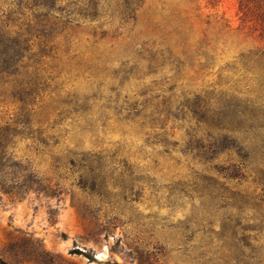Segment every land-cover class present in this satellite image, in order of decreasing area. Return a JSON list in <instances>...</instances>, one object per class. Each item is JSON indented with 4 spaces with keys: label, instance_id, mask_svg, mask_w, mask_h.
<instances>
[{
    "label": "rangeland",
    "instance_id": "374dc122",
    "mask_svg": "<svg viewBox=\"0 0 264 264\" xmlns=\"http://www.w3.org/2000/svg\"><path fill=\"white\" fill-rule=\"evenodd\" d=\"M74 2L73 22L55 35L54 50L41 55L36 41L37 56L27 60L46 87L28 106L33 135L18 133L12 150L45 190L11 202L0 187V264H235V249L219 233L224 214L237 211H214L208 226L197 215L199 199L175 189L192 190L208 177L253 203L264 200V131L239 135L254 151L242 179L219 171L235 153L208 161L186 151L196 127L188 104L258 91V27L241 19L239 0H141L132 12L125 0H97L95 18L81 15L89 0ZM15 7L16 0H0V16ZM11 87L0 80V125L23 130ZM86 99L88 109L76 110L74 102ZM131 108L142 117H130ZM166 108L181 116L163 129L150 114ZM69 151L115 154L134 174L117 173L93 194L78 185ZM249 214L260 209L251 205L242 216L258 225ZM247 235L264 264V228Z\"/></svg>",
    "mask_w": 264,
    "mask_h": 264
},
{
    "label": "trees",
    "instance_id": "16d2710c",
    "mask_svg": "<svg viewBox=\"0 0 264 264\" xmlns=\"http://www.w3.org/2000/svg\"><path fill=\"white\" fill-rule=\"evenodd\" d=\"M140 1L125 0V4L132 12ZM74 5V0H16V7L5 17L0 16V80H10L12 87L9 89V96L21 105L24 115V119L16 123L25 128L18 130L10 124L0 125V187L11 202L16 197L24 199L31 192L45 190L42 180L30 166L15 158L12 146L18 133L26 131L28 135H33L29 122L33 107L28 109V106L37 103L46 87L44 78L37 71H30L31 66L27 60L37 56L32 53L36 41L40 47L39 54L46 56L54 50L55 46L51 41L58 32L65 31L73 22ZM26 11H30V14ZM80 11L85 17L95 18L98 15L97 0H89L87 7ZM239 11L242 14L241 19L244 22H253L264 38V0H239ZM23 17L25 20L19 28L12 29L10 23L18 22ZM252 57L257 58L256 63L261 71L260 77L256 79L257 92L244 88L245 92L227 94L218 102L197 97L188 104L196 127L188 133L190 139L186 151L208 161L221 154L235 153L237 160H232L228 166H221L219 170L231 179L244 178L248 164L253 158L254 151L240 141L239 135L264 131V51L253 53ZM249 62L250 60L247 63ZM88 101L86 99L81 104L74 102L76 110L88 109ZM141 113L137 108H131L128 115L139 118L142 117ZM180 116L181 111L166 108L151 113L150 119L154 125L164 129L172 118L178 119ZM203 130L205 132H202ZM261 141V149L264 151V138ZM160 142L171 145L164 137ZM69 152L70 162L79 172L78 185L93 194H103L117 173L119 176L126 172L134 174L132 165L118 160L115 154L102 151ZM260 172L261 180L264 181V168ZM191 189L180 187L175 190L188 195L191 200L199 199L197 215H203L200 222H206L208 226L213 224L210 217L214 211H237L235 215L232 212L224 214L222 231L219 233L221 238H227L230 246L235 249V264H263L259 252L249 243L250 236L247 233L251 227L258 230L264 228V200L253 203L241 193L231 192L226 186L208 177H202ZM251 205L260 209L259 216L249 214L252 221L259 222L258 225L246 224L245 218H242ZM204 255L207 256V252Z\"/></svg>",
    "mask_w": 264,
    "mask_h": 264
}]
</instances>
